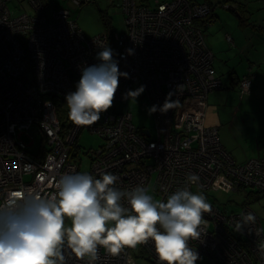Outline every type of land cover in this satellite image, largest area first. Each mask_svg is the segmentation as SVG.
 <instances>
[{"label": "built area", "instance_id": "obj_1", "mask_svg": "<svg viewBox=\"0 0 264 264\" xmlns=\"http://www.w3.org/2000/svg\"><path fill=\"white\" fill-rule=\"evenodd\" d=\"M9 1L0 0V204L27 194L51 196L61 176L77 173L94 178L111 173L118 177L116 188L144 187L158 201L186 188L203 194L212 209L203 214L201 237L189 241L200 257L196 264H264L261 220L249 204L229 211L207 200L209 191L220 189H252L264 197V156L235 161L218 127L205 124L208 94L224 87L203 32L214 9L211 2L120 0L122 31L87 37L67 8L48 15L42 0H27L33 14L16 15ZM89 1L71 3L79 7ZM109 38L119 70L129 77L120 78L113 102L127 100V91L144 85L140 95L156 108L154 134L136 126L128 109L111 108L95 124L77 126L68 114L60 117L47 96L65 99L75 91L72 76L100 63L96 55L110 46ZM225 39L232 42L229 34ZM27 70L30 81L23 78ZM250 90L247 72L237 82V95L242 99ZM85 127L101 139L96 148L84 150L86 164L78 145ZM35 137L39 145L30 151ZM190 174L199 180L190 182ZM97 253L99 259L90 262L64 247L66 264H137L141 253L162 264L151 240L125 246L117 255L103 247Z\"/></svg>", "mask_w": 264, "mask_h": 264}, {"label": "clouds", "instance_id": "obj_2", "mask_svg": "<svg viewBox=\"0 0 264 264\" xmlns=\"http://www.w3.org/2000/svg\"><path fill=\"white\" fill-rule=\"evenodd\" d=\"M100 49V63L82 67L75 91L65 96L68 117L77 126L98 122L112 107L120 78H129L114 51L107 44ZM144 88L127 91L125 98L135 101ZM117 180L111 173L66 174L51 196L27 194L0 204V264H66L65 245L77 258L95 262L98 247L117 255L149 240L162 264H196L200 257L189 241L201 237L203 214L212 210L205 196L185 188L157 201L144 187L116 188ZM188 180L196 183L199 177L190 174Z\"/></svg>", "mask_w": 264, "mask_h": 264}, {"label": "rangeland", "instance_id": "obj_3", "mask_svg": "<svg viewBox=\"0 0 264 264\" xmlns=\"http://www.w3.org/2000/svg\"><path fill=\"white\" fill-rule=\"evenodd\" d=\"M42 1L45 6V11L48 15L56 8H67L70 11L71 17L76 20L79 28L87 37H92L105 31L101 17L102 12H105L109 17L113 32H121L123 29L124 16L120 7V0H91L87 3H83L79 7L73 5L71 0ZM210 2L214 7V20H212L210 26L205 28L203 32L205 40L211 47L214 54V67L216 69V73L222 79L225 88L209 93L207 101L209 109L207 110L205 122L209 124L210 120H212L211 109H213L215 112L214 114L216 115L215 118L218 119L219 123L226 126H232L230 123L233 121L231 119L232 116L230 115V112L227 113V111L224 110V107H222L223 105L221 104L227 105L232 100L233 96L238 112V122L236 121L237 126L227 127L223 133L221 131L219 134H221L222 137H224L225 140H227L230 144L235 146L239 145L244 148L245 146L252 147V149L250 148L247 150V152L251 154L252 152L256 151V133L258 129H255V127L257 125V128H260L261 125L264 126V108L256 106V103L259 102V98L256 99V97H260V93L264 89V74L262 73V69H264V63L259 65L257 64V68L254 69L257 73V77L254 81V84L251 85V89L253 91L251 99L249 101H245L244 103L239 101L241 99H238L236 89L229 88L230 86H227V83L230 82V78L233 76L236 77L235 75L231 76L229 72L231 71L230 69H235L234 72H236L239 76L243 75L247 69L245 61H248V58H246L245 55L239 54L238 45H236V47L229 46L225 40L224 33V26L226 28L229 27L228 32L231 33L230 28L234 27V23H237L238 16L237 14L230 12L222 6L224 3L226 5L230 4L228 0H211ZM9 8L16 15L23 11H27L30 14H33L34 12L27 0H10ZM254 16L255 15H253V17ZM253 17L250 19L252 23H254ZM236 31L240 33L239 29L237 28ZM23 78L27 81L31 80V74L28 70L23 73ZM147 101V97L139 95L135 101L134 99L129 98L125 101L113 102L111 108L116 111H123L126 109L130 110L133 114L134 124L138 127L145 126L152 131V134H154L152 111H150L151 108L146 103ZM144 103L146 104L143 105ZM238 123L245 127L243 135L240 133ZM22 139L26 143L28 142V138L25 135L22 136ZM100 143L101 139L95 133L90 132L86 127L82 129L78 137V145L81 147L80 150L84 164H86L89 160L88 156L84 154V150H87L88 148H96ZM38 145L39 137H35V141L29 146V150L34 151ZM240 190L230 191L220 189L209 191L208 194L210 196L207 198V200L215 202L221 207L225 205L226 209L229 211L240 210L241 206L244 204H249V206L259 216L264 234V197H260L253 201H248L246 203L244 191ZM149 194L152 195L150 191ZM154 200L158 201L157 198H154ZM66 226H70L69 220H66ZM135 260L137 264H156V262H152L153 260L151 261L140 254L136 256Z\"/></svg>", "mask_w": 264, "mask_h": 264}, {"label": "crops", "instance_id": "obj_4", "mask_svg": "<svg viewBox=\"0 0 264 264\" xmlns=\"http://www.w3.org/2000/svg\"><path fill=\"white\" fill-rule=\"evenodd\" d=\"M228 2L230 3V5H233L235 7L237 16L240 15L242 16V19L244 18L245 20H243V22H238L239 20H237V23L233 24L234 27L230 28L231 33L228 32L229 27L226 28L224 26V33L230 35L232 42L229 43L226 39L225 40L230 47L232 46L236 47V45H238L239 54L245 55L246 58H248V61H245L247 68L245 73L249 72L251 74V80H252L251 85H253L257 77V73L255 72L254 69L257 68V64L259 65L264 63V0H231V1L228 0ZM253 15L255 16L253 17ZM252 17L254 19L253 20L254 23L250 21ZM238 18L239 17H237V19ZM212 20L213 19L209 20L210 23H208L209 25H207L205 28L210 26ZM236 28L239 29L240 33L236 31ZM208 47L211 49L209 45ZM230 70L231 71L229 73L231 76L235 75L237 78L238 77L240 78L242 76V75L239 76L236 72H234L235 69H230ZM262 73L264 74V69H262ZM233 77L230 78V82L227 83V86H230L229 88L236 89L237 91V82L236 85L233 83L232 81ZM224 88L225 86L222 87L221 89ZM252 95H253V91L251 89L250 93L239 101H242L243 103L245 101H249ZM260 95H261L260 97L259 96L256 97V99L259 98V102L256 103V106L260 108L261 107L264 108V89L261 91ZM238 99L240 98L238 97ZM207 101H208V97H207ZM221 105H223L222 107H224V110H226L227 113L230 112V115L232 116L231 119L233 120L230 123L232 126L236 127L237 126L236 121L238 122V112L235 106V101L233 96H232V100L227 105L224 104ZM208 109L209 108L207 102L206 116ZM211 112H212L211 113L212 120H210V123L208 122L209 124L205 122L206 125L218 127L219 133H221V131L223 133V131L227 127H232L219 123L218 119L215 118L216 115L214 114L215 112L213 111V109H211ZM206 116H205V121H206ZM257 127L258 125L255 127V129H258L256 133V151L252 152L251 154L248 153L247 150L250 148L252 149V147L245 146V148L247 147L245 149L244 147H241L239 145L235 146L233 144H230L227 140H225L224 137H222L221 134H219L222 145L225 147V149L228 152H230V154L235 159V161L243 162L248 158L264 156V126L261 125L260 128ZM239 129L241 135H243L245 131V127L242 124H239Z\"/></svg>", "mask_w": 264, "mask_h": 264}, {"label": "trees", "instance_id": "obj_5", "mask_svg": "<svg viewBox=\"0 0 264 264\" xmlns=\"http://www.w3.org/2000/svg\"><path fill=\"white\" fill-rule=\"evenodd\" d=\"M210 2V0H208ZM102 12V11H100ZM101 17H102V21H103V25L105 27V31L103 32H106L110 37L112 36L113 34V30H112V25L110 23V20H109V17L106 15L105 12H102L101 13ZM238 22H243V20H245L244 18L242 19V16L238 15ZM213 19L214 20V16H213V12L211 13V15L209 16V20ZM210 23V22H209ZM209 25V24H208ZM112 39L109 38V43H110V48L114 51L115 53V46L112 45V43L110 42ZM115 58V57H114ZM246 74V73H245ZM243 76V75H242ZM241 76V77H242ZM74 78L77 79V82L79 81L80 79V76H72ZM239 78L237 77H233V83L236 85V82H238ZM252 81V80H251ZM49 97H51V99L56 103V106H57V109H58V114L60 115V117H63L64 115L68 114V108H67V105L65 104L66 101L65 99H59L57 97H54V96H50V95H47ZM241 191V190H240ZM244 191V196H245V199H246V202L248 201H253V200H256L258 198H260V195L257 194V191H254L252 189H243ZM215 199V198H214ZM141 255H143L144 257H146L147 259L151 260L152 259L150 257H148L147 255H144L141 253ZM152 262H156V261H152ZM157 264V262H156Z\"/></svg>", "mask_w": 264, "mask_h": 264}, {"label": "water", "instance_id": "obj_6", "mask_svg": "<svg viewBox=\"0 0 264 264\" xmlns=\"http://www.w3.org/2000/svg\"><path fill=\"white\" fill-rule=\"evenodd\" d=\"M227 1V0H226ZM223 7H225L227 10H229L230 12L234 13V14H237L236 10H235V7L233 5H226L225 3L222 5ZM145 133L148 135V131L145 130Z\"/></svg>", "mask_w": 264, "mask_h": 264}]
</instances>
